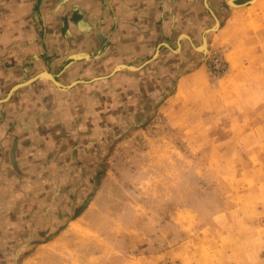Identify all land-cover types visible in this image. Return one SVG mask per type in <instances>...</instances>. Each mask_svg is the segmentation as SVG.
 Listing matches in <instances>:
<instances>
[{
    "label": "rangeland",
    "instance_id": "374dc122",
    "mask_svg": "<svg viewBox=\"0 0 264 264\" xmlns=\"http://www.w3.org/2000/svg\"><path fill=\"white\" fill-rule=\"evenodd\" d=\"M93 1L1 61L0 264H264V0Z\"/></svg>",
    "mask_w": 264,
    "mask_h": 264
},
{
    "label": "crops",
    "instance_id": "0c3cea01",
    "mask_svg": "<svg viewBox=\"0 0 264 264\" xmlns=\"http://www.w3.org/2000/svg\"><path fill=\"white\" fill-rule=\"evenodd\" d=\"M258 1L255 0L254 3L256 4ZM38 2L40 3V21L43 22V18L53 17L54 22L57 24L58 34L61 33L63 28L70 30L73 28L74 33L80 30L79 35L83 36L85 33L82 32H86L89 28L84 21L85 15L82 14L84 11L89 13L88 7H93L95 4L93 0H0V71H2L1 61L16 63V61L36 51V43L33 41V37L30 34L28 35L29 31L26 28L30 29V26L34 25L29 18L32 9L35 5H38ZM251 2L249 1L248 4H252ZM176 4L183 7L186 1L177 2ZM252 7V5H247L246 9L250 10ZM237 15V11H231L221 30L214 35L213 44H211V47L223 52L225 61H227L229 55L238 52L246 44L245 38L249 36L253 41L256 34L254 31L247 34L240 23L241 16ZM11 29H13V32L10 31ZM74 35V40L80 38L76 42L78 46L90 49L95 47V42L89 41L91 38L85 41L78 34L75 33ZM253 43L255 44V42ZM32 44L34 45L32 46ZM84 45H87V47ZM169 253L171 251L167 250L163 255ZM149 257L153 259L158 258L159 255ZM138 259L141 264H153L152 261H147L148 259L144 262L141 257Z\"/></svg>",
    "mask_w": 264,
    "mask_h": 264
},
{
    "label": "built area",
    "instance_id": "2783aa9c",
    "mask_svg": "<svg viewBox=\"0 0 264 264\" xmlns=\"http://www.w3.org/2000/svg\"><path fill=\"white\" fill-rule=\"evenodd\" d=\"M208 63L209 67L214 70V74L216 77L223 76L227 71L224 62L222 60H219V58H215V56H213Z\"/></svg>",
    "mask_w": 264,
    "mask_h": 264
},
{
    "label": "water",
    "instance_id": "95a60500",
    "mask_svg": "<svg viewBox=\"0 0 264 264\" xmlns=\"http://www.w3.org/2000/svg\"><path fill=\"white\" fill-rule=\"evenodd\" d=\"M204 47V44H203V46H202V48ZM120 68H124V69H130L129 67H127V66H120ZM130 70H132V69H130ZM40 76V75H39ZM38 78V77H37ZM40 78V77H39ZM35 80V79H34ZM49 80H51L52 82H54L55 83V80H54V78L52 77L51 79H49ZM32 82V81H31ZM20 86H22V85H18V86H16L14 89H17V88H19Z\"/></svg>",
    "mask_w": 264,
    "mask_h": 264
},
{
    "label": "bare ground",
    "instance_id": "6f19581e",
    "mask_svg": "<svg viewBox=\"0 0 264 264\" xmlns=\"http://www.w3.org/2000/svg\"><path fill=\"white\" fill-rule=\"evenodd\" d=\"M40 78L51 79L52 77L47 73H43L40 75Z\"/></svg>",
    "mask_w": 264,
    "mask_h": 264
}]
</instances>
